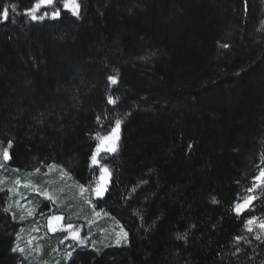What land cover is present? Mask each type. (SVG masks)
I'll return each instance as SVG.
<instances>
[{"label":"trees","instance_id":"16d2710c","mask_svg":"<svg viewBox=\"0 0 264 264\" xmlns=\"http://www.w3.org/2000/svg\"><path fill=\"white\" fill-rule=\"evenodd\" d=\"M77 2L78 16L54 0L33 21L37 0H0V264H264V233L247 223L264 221V0ZM117 120L93 203L126 239L100 226L66 261L28 180L93 184Z\"/></svg>","mask_w":264,"mask_h":264},{"label":"rangeland","instance_id":"374dc122","mask_svg":"<svg viewBox=\"0 0 264 264\" xmlns=\"http://www.w3.org/2000/svg\"><path fill=\"white\" fill-rule=\"evenodd\" d=\"M119 136H120V132H118V137ZM118 142H119V138L116 139V137L112 134L111 136H108L107 138L105 139L103 138V140H100L98 148L102 150L105 149L107 151L108 148L114 146L115 149H117L119 145ZM114 152H116V150ZM114 152L107 151V153H111V154ZM96 155L97 153H95V156ZM101 156H103V154H101L98 157V159H96L95 164L100 165L99 160ZM104 168L107 169V172H103ZM52 170L53 168L51 169L50 172H52ZM102 176L103 179L101 178ZM110 176H111L110 170L108 167L105 166V167H101L100 175L97 178L98 179L97 184L94 185V187H91L88 184H86L85 186L83 184L78 183V181L70 182L68 176L61 172L50 173L49 179L48 180L46 179L47 180V182H45L46 185L43 184V186L36 185L30 180H28V182H30L31 184H27V185H29L30 188L32 189H36L34 192L36 197L34 198L35 199L41 198L43 204H46L44 205L42 212L38 210L40 221L47 222L46 229H44L45 232L48 229L49 235L51 237H53L54 235L55 238H58L56 239V246L54 247L55 248L54 253H56L59 258L63 257L66 261H69L70 256L68 255V253H71L73 255L74 251L77 250L76 248L79 247L85 248L89 245L93 246V243L95 242L94 235H96L97 232L100 233V226L105 229L104 233H101L103 234L102 237H105L106 239L114 240L116 236V239L114 240L116 242L114 243L115 245L120 246V244L123 243V241L126 239L125 232L123 230L119 232L116 231L117 225L114 224L110 216L103 217L99 213V211L95 210L94 207L93 200L95 201L96 199H100L106 195V192L108 191L107 188L111 181ZM57 180L68 181L69 184L66 183L68 184L66 185V187L60 188L56 186L58 182ZM98 186H103L106 189L103 196L96 195L94 190ZM49 197L51 199H49ZM62 197L67 198L68 200L62 202L61 201ZM72 200L81 201L84 205L82 208H85L88 214H90V219L86 221V223L84 222L85 219L83 218L82 214L80 215L71 214L69 210V206L75 204L72 202ZM253 200H254L253 197H245V199L239 200L237 204L239 203L241 205V208L239 209V211L237 210V213L245 212L249 208L248 206L253 202ZM52 217H62V219L52 220L51 219ZM69 225H71L72 228L70 230H65L68 228ZM259 225H264V221L263 220H259L258 222L253 221V224L249 225V228L264 233V227H261ZM77 231L79 233V239L74 240L72 239V233Z\"/></svg>","mask_w":264,"mask_h":264},{"label":"snow or ice","instance_id":"6c2138e0","mask_svg":"<svg viewBox=\"0 0 264 264\" xmlns=\"http://www.w3.org/2000/svg\"><path fill=\"white\" fill-rule=\"evenodd\" d=\"M53 4H54V0H37V3L34 5V8H32L28 12H26L25 15L29 16L31 18V20H33V21L42 20V19H44V17L46 15H48V13L45 12L43 15L37 16V14H36L37 11H39L42 7H48V6H51ZM63 7L66 10L71 11L73 15H77V16L79 15L80 6L76 2V0H64ZM15 10H16L15 6H12V11L14 12ZM59 15H60L59 11H54L52 13V18L53 19L58 18ZM8 16H9V9L8 8L0 9V20H7ZM110 79H112V83H114V84L117 82L114 78H110ZM109 102L113 103L114 101H109ZM120 123L121 122L119 120H117L115 122V129H113V135L116 137V139L119 138L118 137V132H119V128H120ZM11 148H12V142L9 141L7 146L4 148L3 153H2L3 159L5 161H7V160H9L11 158L10 157V153H9V149H11ZM115 150L116 149H115L114 146L107 149V151H109V152H114ZM99 151H100V149L98 148L97 152H99ZM92 161H93V163H96V157L95 156L92 157ZM103 172H107V169L104 168ZM261 176H264V172L261 173ZM101 178L103 179V176ZM256 179L260 180L261 177H257ZM262 182H264V181H262ZM105 190L106 189L103 186H98L97 188H95L94 191H95L97 196H103ZM253 190H254L253 188L248 189V191H250V192L253 191ZM49 199H51V198L49 197ZM249 199H251V198H249ZM240 208H241V205L238 203L236 205V209L239 211ZM51 219L52 220H60V219H62V217H52ZM247 223H248V225H252L253 224V220L250 219V220H248ZM259 226L264 227V225H259ZM71 228H72V226L69 225L68 228L65 229V230H70ZM53 230H55V229H53ZM251 230L252 229L249 228V231H251ZM125 236H127V233H125ZM178 238L186 239V237H178ZM256 238L259 239L258 236ZM72 239H74V240H78L79 239L78 231L72 233ZM237 239H239V238H237ZM21 251H23V250H21ZM68 255L71 256V253H68Z\"/></svg>","mask_w":264,"mask_h":264},{"label":"bare ground","instance_id":"6f19581e","mask_svg":"<svg viewBox=\"0 0 264 264\" xmlns=\"http://www.w3.org/2000/svg\"><path fill=\"white\" fill-rule=\"evenodd\" d=\"M98 177V176H97Z\"/></svg>","mask_w":264,"mask_h":264}]
</instances>
